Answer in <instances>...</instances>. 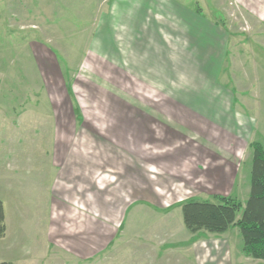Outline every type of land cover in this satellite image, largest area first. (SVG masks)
Masks as SVG:
<instances>
[{"label":"rangeland","instance_id":"374dc122","mask_svg":"<svg viewBox=\"0 0 264 264\" xmlns=\"http://www.w3.org/2000/svg\"><path fill=\"white\" fill-rule=\"evenodd\" d=\"M139 1L0 0V247L13 264H264L237 227L191 233L180 207L248 197L250 143H264V0H177L223 37L217 83L206 52L199 73H128L118 35Z\"/></svg>","mask_w":264,"mask_h":264},{"label":"crops","instance_id":"0c3cea01","mask_svg":"<svg viewBox=\"0 0 264 264\" xmlns=\"http://www.w3.org/2000/svg\"><path fill=\"white\" fill-rule=\"evenodd\" d=\"M9 1L1 0V3L7 8ZM15 2L21 6L23 4V0H15ZM122 3L123 0H115L114 3H111L114 4L113 10ZM127 4L128 13L125 14L124 19L128 24L126 25L127 30L122 28L121 34L118 35V41L127 43L129 74L147 75L151 72L154 75H183L185 72L193 74L194 70L199 73L200 64L194 54L197 55L198 52L200 55L201 52H206L207 72L211 76L208 78H213V82L217 83V72L221 70L226 51L225 43L222 41L223 37L217 36V26L214 22L200 18L193 8L177 0L163 2L160 5L151 4L150 0L128 2ZM112 44L117 50V57L119 56L118 58L122 60L123 57H120L119 54L120 48L116 46L114 40ZM185 51L190 52V54H186V57H184ZM171 67L174 70L169 71ZM178 90H180V86L177 87ZM177 95L182 97L179 93ZM183 103L193 112L196 111L192 108L197 104L192 100H186ZM231 105H233V99H231ZM189 118L193 121L194 117L191 115ZM210 119L217 124L225 121L222 117H210ZM193 135L198 137L197 134ZM208 141L210 144V140ZM3 208L6 225L7 210L4 204ZM6 235L7 229L5 236L0 238V242L5 239ZM4 253L5 250L0 247V256H3V258L0 257V262L5 261L13 264Z\"/></svg>","mask_w":264,"mask_h":264},{"label":"trees","instance_id":"16d2710c","mask_svg":"<svg viewBox=\"0 0 264 264\" xmlns=\"http://www.w3.org/2000/svg\"><path fill=\"white\" fill-rule=\"evenodd\" d=\"M252 150L250 184L244 203L231 196L189 199L180 204L182 221L191 233L205 231L222 234L231 227L239 229L242 251L255 259H264V143H250ZM241 211L240 216L237 213ZM5 214L0 200V238L5 236ZM0 264H11L0 262Z\"/></svg>","mask_w":264,"mask_h":264}]
</instances>
